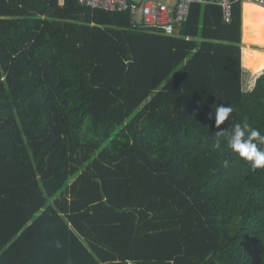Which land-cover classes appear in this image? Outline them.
I'll use <instances>...</instances> for the list:
<instances>
[{"label": "trees", "instance_id": "16d2710c", "mask_svg": "<svg viewBox=\"0 0 264 264\" xmlns=\"http://www.w3.org/2000/svg\"><path fill=\"white\" fill-rule=\"evenodd\" d=\"M247 13L264 9L194 4L170 36L0 0V264H264V169L226 143L237 123L264 133Z\"/></svg>", "mask_w": 264, "mask_h": 264}, {"label": "built area", "instance_id": "2783aa9c", "mask_svg": "<svg viewBox=\"0 0 264 264\" xmlns=\"http://www.w3.org/2000/svg\"><path fill=\"white\" fill-rule=\"evenodd\" d=\"M242 1L264 7V0H79L90 8L128 12L132 26L170 36L179 33L194 4H217L222 7L223 19L230 22L234 5Z\"/></svg>", "mask_w": 264, "mask_h": 264}, {"label": "clouds", "instance_id": "9594fccd", "mask_svg": "<svg viewBox=\"0 0 264 264\" xmlns=\"http://www.w3.org/2000/svg\"><path fill=\"white\" fill-rule=\"evenodd\" d=\"M213 111L208 113L209 120H214V126L219 130V134L223 135L221 125L228 121L233 109L230 105L219 104L212 107ZM228 148L239 157L251 164L253 170L264 169V133L259 129L252 127L249 123H237L232 127L226 138ZM214 148L219 149L221 143L217 140ZM229 162L224 161L227 167ZM56 247H62L60 241H56Z\"/></svg>", "mask_w": 264, "mask_h": 264}, {"label": "rangeland", "instance_id": "374dc122", "mask_svg": "<svg viewBox=\"0 0 264 264\" xmlns=\"http://www.w3.org/2000/svg\"><path fill=\"white\" fill-rule=\"evenodd\" d=\"M245 23L247 30L260 37L264 40V15L257 13H247L245 15ZM253 48H258V46H252Z\"/></svg>", "mask_w": 264, "mask_h": 264}, {"label": "bare ground", "instance_id": "6f19581e", "mask_svg": "<svg viewBox=\"0 0 264 264\" xmlns=\"http://www.w3.org/2000/svg\"><path fill=\"white\" fill-rule=\"evenodd\" d=\"M252 3H254V2H252ZM257 7H260V8H263L264 9V7H262V6H260V5H258V4H256V3H254Z\"/></svg>", "mask_w": 264, "mask_h": 264}, {"label": "crops", "instance_id": "0c3cea01", "mask_svg": "<svg viewBox=\"0 0 264 264\" xmlns=\"http://www.w3.org/2000/svg\"><path fill=\"white\" fill-rule=\"evenodd\" d=\"M243 2V1H242ZM246 2V1H245ZM248 2V1H247Z\"/></svg>", "mask_w": 264, "mask_h": 264}]
</instances>
